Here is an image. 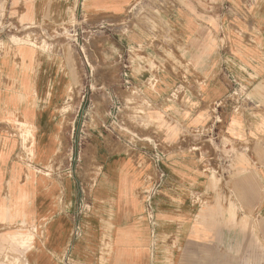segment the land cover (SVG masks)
<instances>
[{
  "label": "crops",
  "instance_id": "1",
  "mask_svg": "<svg viewBox=\"0 0 264 264\" xmlns=\"http://www.w3.org/2000/svg\"><path fill=\"white\" fill-rule=\"evenodd\" d=\"M137 1L0 0L9 19L49 34L84 17L107 24L84 56L54 34L46 45L0 38V227L26 234L27 264H264V240L253 241L264 236L242 225L264 222V0H170V37L125 23L115 35L109 20ZM121 81L148 99L156 133L129 113L120 122L132 87ZM216 114L234 126L236 153L202 165L182 140ZM153 147L168 151L163 167L146 165ZM162 170L150 215L140 189Z\"/></svg>",
  "mask_w": 264,
  "mask_h": 264
},
{
  "label": "rangeland",
  "instance_id": "2",
  "mask_svg": "<svg viewBox=\"0 0 264 264\" xmlns=\"http://www.w3.org/2000/svg\"><path fill=\"white\" fill-rule=\"evenodd\" d=\"M171 4L173 3L170 0H138L130 7L124 22L122 16L109 20V30L114 32L115 35L122 34L124 31L123 23H125L126 28H130V30L132 31L135 29H139L140 27H142L143 29H149L154 37V40L161 37H170L172 34L168 29V21L165 20L163 15L165 13H169ZM106 26L107 24H103L102 21H94L92 19L84 17L79 21L56 27L55 31H52L49 34L43 25H20L8 18L4 7H2V12L0 10V38L2 40L8 39L12 40V42L14 43L29 42L35 45L40 44L41 41L43 45H46L48 44L47 40L51 39L53 37L52 35L54 34L63 37V39L66 41V47L69 51L74 54H82L83 56L88 54V52L94 53L97 50L100 51L103 46V44H101V35L107 30ZM1 43L0 47L3 46L4 42ZM98 43L100 44L97 47ZM132 50L133 52H131V62L133 63L135 57L140 52L138 50H135V48ZM150 82V85H154L155 79L152 78ZM232 82V86L235 87L234 79L232 80ZM130 85L132 87L127 90L128 92H126V96L124 98L120 97L121 101L125 100V102L127 103V109L119 113L118 117L121 120L120 122H122L121 118H123V115L129 113L131 115H128L127 118L130 122L135 124L139 123V125L145 128L148 132H151L152 134L156 133L158 129L152 122V119L150 117V103L148 99L144 97L141 91H138V88L134 87V84L132 82L126 83L122 86L124 87ZM234 87H232V90H230V94L228 95L229 100L233 103L234 101H237V97L240 96L238 91L239 89ZM120 95H122L123 97V93H121ZM239 100L240 98L238 99V101ZM74 103L75 94L74 92H71L70 100L62 108V113L64 116V128L66 130H68L72 125ZM119 106L120 105L118 103V106L116 108L117 110H119ZM234 115L235 111L234 109H232V117H234ZM217 116L218 115L216 114L218 123L216 122L212 128L191 130L184 135L182 140V143H185V146L187 144V141L190 140L189 148L190 150L197 152V155L194 158H196L197 162L202 165L207 164L208 161H210L211 163L212 161H215V164H218L217 166H219L220 164L224 165V158H227L226 163L229 164L228 159L232 160L234 157L233 155L236 153V147L232 139L233 137H236L234 126L231 127L230 131H227L224 125L218 126L223 117ZM230 135L231 138L229 137ZM192 141L195 143L193 144ZM152 143L155 144L156 142L152 141ZM182 143L181 145L183 146ZM72 145L73 142L69 148H66V150L64 148L62 154L64 158L68 159V161L70 160L71 154L73 152H71V149H74ZM81 146L82 143H79L78 147ZM182 146H180V148ZM167 152V150L160 151L156 147H153L152 152L148 153V155L150 156L147 158L148 160L146 165H149L152 161L153 166L161 167L162 164L167 163L169 159V155L167 154ZM183 159L184 161L182 162V165L184 166L189 162H195L193 158L188 159L185 157ZM219 171V169L214 171V174L219 173ZM85 177L88 179L89 174L86 173ZM146 181L147 185L141 186L142 188L140 189V197L142 199V202H144V211L146 208L148 210V213H150L151 215L153 214L151 208L154 204L155 198L160 195L159 191L161 185L163 181H167V172L165 170H162V172H160L158 178L156 179H154L153 173H148L146 176ZM242 225L244 227L243 229L258 230L260 232L259 237L262 235L264 236V222H243ZM18 230L19 227L17 226L5 225L2 228L0 227V231L4 234V238H2V245L0 246V264H27L23 253V249H25L27 245V237L23 238L24 236H26V234H22V232H19ZM254 240H258V242L261 244V242H263L264 240V237L253 239V241ZM262 252L264 253V249L262 250Z\"/></svg>",
  "mask_w": 264,
  "mask_h": 264
},
{
  "label": "bare ground",
  "instance_id": "3",
  "mask_svg": "<svg viewBox=\"0 0 264 264\" xmlns=\"http://www.w3.org/2000/svg\"><path fill=\"white\" fill-rule=\"evenodd\" d=\"M18 116V115H17ZM27 226V225H26ZM32 231V230H31ZM171 264V263H170Z\"/></svg>",
  "mask_w": 264,
  "mask_h": 264
}]
</instances>
